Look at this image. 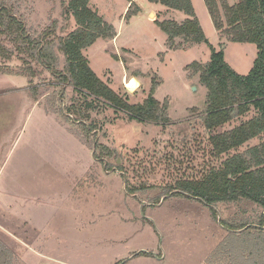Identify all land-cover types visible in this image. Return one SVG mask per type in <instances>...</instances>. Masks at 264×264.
Here are the masks:
<instances>
[{
  "label": "rangeland",
  "instance_id": "obj_1",
  "mask_svg": "<svg viewBox=\"0 0 264 264\" xmlns=\"http://www.w3.org/2000/svg\"><path fill=\"white\" fill-rule=\"evenodd\" d=\"M68 1L6 0L33 39L48 33L55 42L58 71L65 67L59 40L76 29L75 20L64 16ZM134 1L142 10L126 19L129 0H92L118 35L99 39L83 53L97 76L132 104L156 89L155 98L169 107L168 126L131 120L114 109L88 111L89 118L68 114L73 105L85 112L83 96L44 68L28 47L0 36L11 54L0 56V264H213V253L227 237L219 216L239 224L260 215L248 202L208 207L169 193L179 180L200 179L228 157L213 154L202 122L207 89L190 69L195 62L208 64L211 48L171 50L155 21H180L185 14ZM192 1L209 43L218 51L224 44L226 62L248 75L256 46L229 42L216 31L204 0ZM261 142L252 140L230 155L246 154ZM102 146L113 156L103 157ZM142 250L151 255L139 256Z\"/></svg>",
  "mask_w": 264,
  "mask_h": 264
},
{
  "label": "trees",
  "instance_id": "obj_2",
  "mask_svg": "<svg viewBox=\"0 0 264 264\" xmlns=\"http://www.w3.org/2000/svg\"><path fill=\"white\" fill-rule=\"evenodd\" d=\"M148 1L182 12L187 17L182 23L174 20L155 21L167 35L171 50L186 51L194 45H210V62L204 66L195 62L190 65V69L200 75V82L207 89L202 122L210 134L213 154L216 158L228 156L220 167L212 168L200 179L179 180L169 187V193L175 192L173 197L197 200L208 207L248 202L260 208L261 213L256 220L244 219L239 224L222 221L226 229L235 232L226 231L227 237L213 253L210 263L224 261L223 264H264V0H239L235 5H230L227 0H204L213 25L221 36L231 43L256 46L257 57L246 76L240 75L226 62L224 44L218 51L209 43L192 0ZM91 2L69 0L65 5L64 16L75 20L76 29L59 40L58 50L65 57L63 71L56 69L59 57L55 53V42L49 38V34L33 39L27 32L26 23L14 14L6 0H0V36L28 47L32 57L44 68L60 82L71 83L75 91L83 96L85 112L81 107L73 105L68 108V114L89 118L90 112L114 109L115 112L128 113L131 120L168 126L171 123L169 107L155 98L156 89H152L143 103L132 104L102 81L91 68L84 50L92 47L99 39L114 40L117 37L115 27L91 7ZM129 3L126 19L138 15L142 10L135 1L129 0ZM132 8H135L134 13ZM0 56L11 57L1 44ZM115 59L118 60L116 56ZM253 110L256 114L249 120L231 130L216 133L234 120L248 116ZM83 118L76 120L81 122ZM259 138L262 142L249 148L246 154L230 155ZM101 150L103 157L110 158L114 154L113 150L104 146ZM127 191L136 194L133 189ZM156 202L159 203V200ZM212 213L217 220V211L212 209ZM246 227L249 228L237 232ZM138 255L151 254L142 252Z\"/></svg>",
  "mask_w": 264,
  "mask_h": 264
},
{
  "label": "water",
  "instance_id": "obj_3",
  "mask_svg": "<svg viewBox=\"0 0 264 264\" xmlns=\"http://www.w3.org/2000/svg\"><path fill=\"white\" fill-rule=\"evenodd\" d=\"M165 199L166 198H164L162 201H161V203L158 205V206H161L164 202H165ZM143 205H145V203H143ZM219 224H220V226L223 228V229H225L226 231H228L229 233H232V232H235V231H230V230H228V229H226L223 225H222V220H221V218H220V216H219ZM252 227H256L255 225H251ZM249 227H246L244 230H242V231H237L238 233H241V232H243V231H245V230H247ZM140 253V252H139ZM139 253H137V254H139ZM125 262H123V263H121V264H124Z\"/></svg>",
  "mask_w": 264,
  "mask_h": 264
},
{
  "label": "crops",
  "instance_id": "obj_4",
  "mask_svg": "<svg viewBox=\"0 0 264 264\" xmlns=\"http://www.w3.org/2000/svg\"><path fill=\"white\" fill-rule=\"evenodd\" d=\"M132 1H134V0H132ZM193 2V1H192ZM194 5V4H193ZM130 6V4L128 3V5H127V9H128V7ZM126 9V10H127ZM159 11H163V9H158ZM164 10H165V12L167 13L168 11H167V8H164ZM172 11H174V10H172ZM196 11V10H195ZM170 12V11H169ZM174 12H179V11H174ZM197 15V14H196ZM186 17V16H185ZM187 18V17H186ZM186 18L185 19H183V20H180V21H177V20H174V21H176V22H178V23H182L183 21H185L186 20ZM166 20H172V19H166ZM200 21V20H199ZM107 22V21H106ZM202 26V25H201ZM118 35V34H117ZM117 38V37H116ZM115 38V39H116ZM2 190V189H1ZM5 198H8L6 195L4 196ZM142 252H146V251H140V253H142ZM139 253V252H138ZM146 253H148V252H146ZM147 257H149V256H147Z\"/></svg>",
  "mask_w": 264,
  "mask_h": 264
},
{
  "label": "bare ground",
  "instance_id": "obj_5",
  "mask_svg": "<svg viewBox=\"0 0 264 264\" xmlns=\"http://www.w3.org/2000/svg\"><path fill=\"white\" fill-rule=\"evenodd\" d=\"M126 86V85H125Z\"/></svg>",
  "mask_w": 264,
  "mask_h": 264
}]
</instances>
